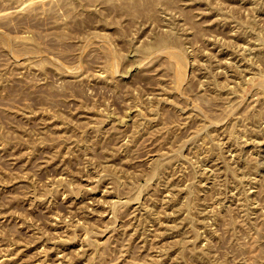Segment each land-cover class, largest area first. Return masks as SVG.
Segmentation results:
<instances>
[{"label":"rangeland","instance_id":"1","mask_svg":"<svg viewBox=\"0 0 264 264\" xmlns=\"http://www.w3.org/2000/svg\"><path fill=\"white\" fill-rule=\"evenodd\" d=\"M0 264H264V0H0Z\"/></svg>","mask_w":264,"mask_h":264}]
</instances>
